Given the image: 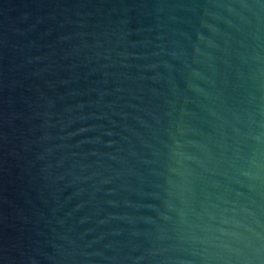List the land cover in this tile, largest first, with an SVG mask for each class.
<instances>
[{
    "label": "water",
    "instance_id": "obj_1",
    "mask_svg": "<svg viewBox=\"0 0 264 264\" xmlns=\"http://www.w3.org/2000/svg\"><path fill=\"white\" fill-rule=\"evenodd\" d=\"M0 264H264V0H0Z\"/></svg>",
    "mask_w": 264,
    "mask_h": 264
}]
</instances>
